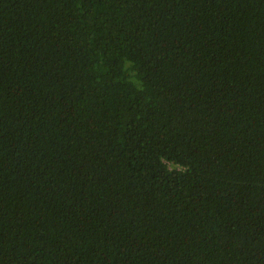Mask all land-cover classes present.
Instances as JSON below:
<instances>
[{"label": "trees", "instance_id": "1", "mask_svg": "<svg viewBox=\"0 0 264 264\" xmlns=\"http://www.w3.org/2000/svg\"><path fill=\"white\" fill-rule=\"evenodd\" d=\"M0 264H264V0H0Z\"/></svg>", "mask_w": 264, "mask_h": 264}]
</instances>
